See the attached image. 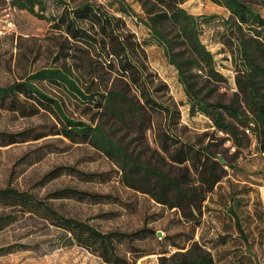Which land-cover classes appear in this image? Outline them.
<instances>
[{"label":"trees","instance_id":"1","mask_svg":"<svg viewBox=\"0 0 264 264\" xmlns=\"http://www.w3.org/2000/svg\"><path fill=\"white\" fill-rule=\"evenodd\" d=\"M212 1L225 6L235 20L232 24L238 34L239 53L246 67L241 88L247 111L233 102L207 101L191 89L190 77L197 75L188 71L215 73L213 54L201 39L202 25L210 23L215 16L192 15L181 6L180 0H147L144 2V18L125 0H113L110 6L115 5L114 11L94 0H11L18 9L50 22L47 49L52 59L49 65L19 80L0 83V111L20 118L41 119L38 124L19 131L0 130V148L45 140L42 146L21 158L31 165L42 160L45 154L57 152V146L49 139L89 145L119 166L121 183L127 187L149 193L161 203H166L165 197L172 192L174 206L182 210L186 207L200 210L206 199L204 193L211 191L222 178H211L213 168L218 165L224 171L231 165L221 166L213 160L210 146L203 138L194 140L178 134L181 111L164 99L169 86L149 66L146 46L130 28L126 16L144 23L151 40L163 47L187 87L192 110L207 116L212 126L227 135L237 148L248 149L255 145L258 152L264 154V17L242 0ZM226 22L230 23L224 20ZM168 27L176 30L182 39L185 46L182 52H175L174 40L166 35ZM244 28L253 35L247 36ZM70 105L83 107V114L91 115L89 121L74 117ZM128 115L138 117L141 124L145 123L146 115L153 120L159 118L157 122L155 120L158 147L172 164L182 167L185 172L173 177L142 161L129 143L116 137L114 129L107 127L109 120L126 125ZM189 172L201 183L197 185L200 188L195 189L197 193L192 191L196 184L192 183ZM63 175L85 182L111 179L109 173L86 172L75 166L59 165L43 175L38 185L43 187ZM64 199L130 206L119 195L75 186L56 188L44 197L11 182L0 187V208H13L46 220L65 233V245L81 246L107 264H136L140 258L155 253L163 254L161 260H166L167 251L157 252L139 246V242L150 238L158 240L152 228L104 231L87 220L62 212L52 202ZM229 210L236 213L231 207ZM113 215L105 216L111 218ZM14 219L15 216L0 217V230ZM238 223L244 244L252 251L253 244L240 220ZM193 239L191 237L189 241ZM225 239L223 244L227 243ZM174 246L177 252L186 249L185 246ZM185 254L189 264H215L211 251L199 241H193Z\"/></svg>","mask_w":264,"mask_h":264},{"label":"rangeland","instance_id":"2","mask_svg":"<svg viewBox=\"0 0 264 264\" xmlns=\"http://www.w3.org/2000/svg\"><path fill=\"white\" fill-rule=\"evenodd\" d=\"M107 9L113 0H94ZM142 18L146 15L144 2L147 0H125ZM186 11L197 17L215 16L202 25V42L211 51L214 58L215 73L207 71H188L195 76L191 89L207 101L233 102L243 111H247L245 95L241 84L245 78V65L240 57L238 34L234 28L235 20L230 11L212 0H180ZM264 17V0H242ZM130 28L146 46L148 64L169 86L164 99L181 111V123L177 130L183 138H203L209 144L212 159L220 165L230 163L224 171L213 168L211 178L222 176L211 191L200 210L186 207L184 210L174 206L173 193L168 192L166 203L158 202L149 193H143L121 183V169L102 152L89 145H75L62 142L57 138L49 139L57 146V152L45 154L42 160L28 165L21 158L30 150L39 148L46 141L28 142L0 148V187L9 182L23 190L37 193L40 197L63 186H75L103 194H115L130 203L128 207L119 204H93L72 199L53 200L55 207L62 212L80 217L108 231L120 229L133 231L147 226L152 228L158 240L150 238L139 242V246L163 254L155 253L140 258L136 264H189L185 252L191 248L193 241H199L208 248L215 264H262L264 259V154L253 145L248 149H239L227 135L212 126V121L201 113L192 110V103L187 87L181 82L177 67L167 57L163 47L151 40L148 27L137 22L135 17H127ZM229 20L230 23H224ZM50 22L13 6L11 0H0V83L5 84L19 80L44 65L51 63L47 46ZM247 36L253 33L244 28ZM166 35L174 40L175 52L185 49L178 32L172 27L166 29ZM21 38L22 40H18ZM20 43V44H19ZM192 74V75H193ZM83 107L70 105V111L76 118L89 121L91 115H84ZM126 125L109 120L106 125L114 129V135L130 144L140 159L163 172L177 177L183 172L182 167L172 164L161 152L155 137V123L159 118L146 115L141 124L136 116L128 115ZM156 120V122H155ZM39 117L20 118L0 111V130L19 131L38 124ZM47 140V141H49ZM224 159V163L220 161ZM75 166L86 172L109 173L107 182H85L71 175L48 182L41 187L38 182L48 171L59 166ZM219 165V166H220ZM194 188H200L198 178L192 173ZM205 187V186H204ZM198 197V196H197ZM230 207L236 211L230 212ZM115 214L111 218L105 216ZM15 216L0 230V264H107L101 257L78 245H65V233L46 220L31 214H22L13 208L1 207L0 217ZM238 220L249 241L252 251L244 244V237L238 229ZM160 233V235H159ZM193 237L192 241L189 239ZM226 237V244L223 238ZM174 245L185 246L182 252ZM125 250V247H122Z\"/></svg>","mask_w":264,"mask_h":264},{"label":"water","instance_id":"3","mask_svg":"<svg viewBox=\"0 0 264 264\" xmlns=\"http://www.w3.org/2000/svg\"><path fill=\"white\" fill-rule=\"evenodd\" d=\"M220 161H221L222 163H224V162H225L223 158H220ZM159 235H160V233H159Z\"/></svg>","mask_w":264,"mask_h":264},{"label":"crops","instance_id":"4","mask_svg":"<svg viewBox=\"0 0 264 264\" xmlns=\"http://www.w3.org/2000/svg\"><path fill=\"white\" fill-rule=\"evenodd\" d=\"M262 194H263V199H264V188H263V193Z\"/></svg>","mask_w":264,"mask_h":264}]
</instances>
